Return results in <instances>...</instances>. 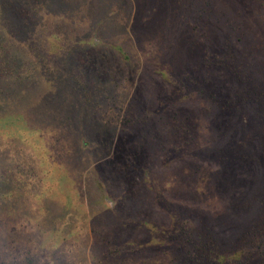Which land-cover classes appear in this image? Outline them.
I'll list each match as a JSON object with an SVG mask.
<instances>
[{
    "label": "rangeland",
    "instance_id": "1",
    "mask_svg": "<svg viewBox=\"0 0 264 264\" xmlns=\"http://www.w3.org/2000/svg\"><path fill=\"white\" fill-rule=\"evenodd\" d=\"M50 21L77 39L85 78L51 79L34 62L30 78L10 89L11 102L0 96V109L13 111L9 123L0 120V137L18 124L64 127L58 141L49 134L41 142L47 173L31 199L38 194L47 210L32 223L79 209V220L93 221L98 255L121 230L102 213L118 198L122 216L140 224L132 227L141 243L146 231L177 230L187 210L222 230L224 248L243 245L242 230L264 214V0H0V57L5 47L17 56L29 41L31 56L46 60ZM21 218L15 227L27 228L11 234L0 213V252L42 242L38 257L51 240L52 262L89 263L90 239L72 245L70 234L28 228Z\"/></svg>",
    "mask_w": 264,
    "mask_h": 264
},
{
    "label": "trees",
    "instance_id": "2",
    "mask_svg": "<svg viewBox=\"0 0 264 264\" xmlns=\"http://www.w3.org/2000/svg\"><path fill=\"white\" fill-rule=\"evenodd\" d=\"M28 17H31L29 13ZM25 20H27V17H25ZM76 23L74 21L73 25ZM57 26L54 21L46 23V38L43 43L47 52L46 60L44 58L39 59L38 55L36 58L31 56L33 50L29 41L21 44L22 50H18L17 56H15V51L4 48V55L0 57V96L3 103L11 102L13 98L10 94L11 88L26 82L30 78V73L34 69L27 67L34 62L36 67L39 64L41 67L45 65V73L50 75L51 79L55 77L58 80L61 74L78 82L85 78L82 75L84 73H81L78 67L79 63L77 60L81 52L77 54V51L82 48L77 46V39L70 37L73 35H69V31L67 32L65 29L64 32L60 31ZM80 46L83 47L84 45ZM17 48L18 46H15L14 50ZM59 59H62L61 66L56 64ZM68 65H70L68 68L70 71H66ZM1 91H4V93ZM23 112L25 113L24 110ZM12 119V108L8 106L3 111L0 109L2 126L9 123ZM18 125L15 133L7 129L0 137V158L2 160L0 162V164L2 163V168H0V213L2 212L4 216L10 219L5 222L6 226L9 222L11 223L9 232L13 234L15 231H22V229L27 228L15 227L17 216H20L23 218L19 222L26 226L29 225L28 228L39 225L45 226L47 230V227H50L51 230L64 231L62 233L70 234L71 239H68V243L72 245L76 244L77 239L80 237L83 240L86 238L90 239L87 241L90 246H87L86 243L87 250L83 249V252L89 251L90 253L92 251L89 263L83 262V256L79 257L78 261L80 263H54L49 256V250L55 246L51 240L40 250L38 257L37 251L44 246L42 242L36 244L33 241L32 245L19 248L20 250L22 249L20 252L17 251L15 243H12L11 247L6 249L7 251L0 252V264H264V214L263 216L261 215L259 220L252 221L242 230L243 245L241 246L239 243L237 246L233 245L224 248L222 246L223 239H220L223 237L222 230L215 229L211 231L210 223L207 220L203 222L201 221L202 218H193V214L187 212V210L186 212L178 213L177 219H175L178 226L177 230H169L162 234L158 233V231L150 233L146 231L144 243H141L143 233L132 227L140 224L122 216L125 212L116 206L118 204L117 198L115 206L110 207V205L103 204L102 206L106 208V212L102 213L112 214L110 223L113 222L115 225V220H117L116 224L121 230L105 237V241L109 240L105 243L110 245L101 248L98 255L95 254L96 250L91 244L93 235L89 234L90 231H93V221L85 222V218L79 220L76 214L79 213V209L75 210L68 206L65 207L62 213H59L60 215L56 216V213H54L53 216L52 212H50L51 217L49 219H35L37 222L40 221L41 224H33L35 213H44L47 210L43 203L35 201L38 194H35L31 199V192L41 187L44 173H47V170L42 168V162L38 157L40 156L43 160L47 158V155H45L46 150L41 142L49 134L50 141H58L59 136L63 134L64 127L62 123L57 124L56 127H53L54 123H45L43 126L38 124L37 128L32 126L20 128L23 126L21 124ZM50 128L51 131L48 130ZM53 129L56 131H53ZM263 129L264 121L262 126V135L264 136ZM261 144L260 165L264 169V137ZM53 151L58 154L56 146L51 150L50 157H52ZM30 158L33 159L29 161L28 159ZM32 168L38 171L35 172ZM31 170H33V173ZM144 171L146 172L145 169ZM152 179L154 177L149 175L150 183ZM146 187L148 189L149 185ZM195 188L198 189L196 186ZM229 190L231 192V188ZM155 196H159L164 202H169L159 192ZM262 202L264 203V194ZM182 207L185 206L181 205L180 208ZM91 209H89V212ZM71 214L73 215L71 216ZM13 219H15V222ZM104 232H106L105 227ZM2 255H5L4 259ZM38 260L42 261V263H34Z\"/></svg>",
    "mask_w": 264,
    "mask_h": 264
}]
</instances>
